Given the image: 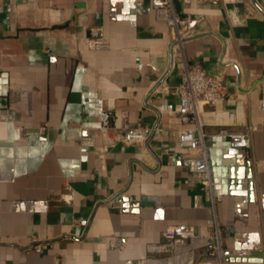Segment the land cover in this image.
I'll return each mask as SVG.
<instances>
[{
	"label": "crops",
	"instance_id": "crops-1",
	"mask_svg": "<svg viewBox=\"0 0 264 264\" xmlns=\"http://www.w3.org/2000/svg\"><path fill=\"white\" fill-rule=\"evenodd\" d=\"M0 3L12 5L0 13V264H204L214 218L226 264H264V0H174L198 20L187 60L227 88L202 113L215 210L183 164L182 122L164 109L179 103L181 70L174 30L151 0ZM98 26L108 49L91 44ZM103 112L118 130L160 125L163 135L111 143L97 131ZM221 127H250V147L228 155ZM89 133L96 147L82 145ZM118 193L128 208L116 209ZM178 224L199 238L150 254L147 245Z\"/></svg>",
	"mask_w": 264,
	"mask_h": 264
},
{
	"label": "built area",
	"instance_id": "built-area-1",
	"mask_svg": "<svg viewBox=\"0 0 264 264\" xmlns=\"http://www.w3.org/2000/svg\"><path fill=\"white\" fill-rule=\"evenodd\" d=\"M189 4L192 0H182ZM201 4L217 5L232 3L234 0H196ZM151 5L158 19L165 21L173 30L174 37L171 41L172 55L181 72L175 92L179 95V103L164 105V109H173L180 121L182 128L178 131V141L185 148L182 157L183 164L208 190L211 206L215 210L218 195L214 191V181L210 166L207 133L203 129L202 113L206 106H215L227 95L226 86L214 75L210 74L202 65L190 64L184 52L185 43L195 35L198 20L189 13H180L176 10L174 0H151ZM12 5L0 3V13L10 12ZM91 44L95 49H108L109 41L101 26L93 27L90 31ZM111 143L143 142L149 138L161 139L164 128L160 125H125L123 130H118L113 124V118L108 112L100 115V125L97 128ZM251 129H230L221 127L217 134L226 136L229 143L225 150L228 155H236L242 149L251 145ZM82 145L96 147V133L84 134L81 137ZM193 206L202 207L200 194L193 195ZM211 238L214 245L207 253L204 264H226L222 252V228L216 218L211 223ZM199 238L195 228L188 224H178L168 227L163 233V240L149 243L147 249L150 254L175 253L180 248ZM40 249V245L36 247Z\"/></svg>",
	"mask_w": 264,
	"mask_h": 264
},
{
	"label": "water",
	"instance_id": "water-1",
	"mask_svg": "<svg viewBox=\"0 0 264 264\" xmlns=\"http://www.w3.org/2000/svg\"><path fill=\"white\" fill-rule=\"evenodd\" d=\"M113 204L116 207V209L122 208H128L130 206L129 197L122 195V193H118L113 197Z\"/></svg>",
	"mask_w": 264,
	"mask_h": 264
}]
</instances>
